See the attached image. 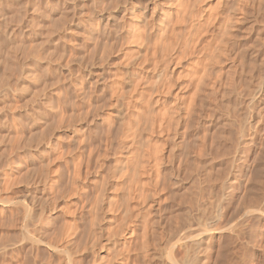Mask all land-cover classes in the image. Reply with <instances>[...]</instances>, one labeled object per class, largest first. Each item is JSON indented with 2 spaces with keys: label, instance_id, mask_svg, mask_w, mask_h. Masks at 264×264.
Wrapping results in <instances>:
<instances>
[{
  "label": "bare ground",
  "instance_id": "bare-ground-1",
  "mask_svg": "<svg viewBox=\"0 0 264 264\" xmlns=\"http://www.w3.org/2000/svg\"><path fill=\"white\" fill-rule=\"evenodd\" d=\"M21 1L0 0V125L20 120L10 96L22 93L25 101L16 107L21 134L12 125L0 131V264H216L228 244L247 252L254 225L264 253L263 165L261 187L246 195L252 163L264 156L262 29L249 39L253 52L246 47L264 0H165L164 7L150 0L152 9L129 0L116 11L120 0H110L100 15L90 12L85 28L60 0H29V8ZM63 1L74 9L76 0ZM109 26L121 41L110 39ZM100 33L107 38L93 60L109 69L94 78L88 51ZM74 43L88 53L83 86L71 79ZM122 56L127 63L117 61ZM257 68L262 75L252 87ZM81 91L95 117L75 124L68 92L75 100ZM102 94L112 96V107L100 114ZM236 107L239 118L231 114ZM92 132L106 133V149L119 137L116 163L109 176L97 168L96 192L79 211L90 169L78 155L71 192L79 191L59 208L67 199V169H60L67 144L91 142ZM220 166L228 168L224 177Z\"/></svg>",
  "mask_w": 264,
  "mask_h": 264
},
{
  "label": "rangeland",
  "instance_id": "rangeland-1",
  "mask_svg": "<svg viewBox=\"0 0 264 264\" xmlns=\"http://www.w3.org/2000/svg\"><path fill=\"white\" fill-rule=\"evenodd\" d=\"M28 1L29 0H22L21 2L23 3V5H26L25 7L26 8H29L30 7V1H29V3H28ZM63 3H62V2ZM103 0H76L75 1V3L73 4V6H74V9H73V7H72V4H71V8H70V6H69V4H67L66 3V5L64 4L65 3V1H63V0H60L59 1V3L57 4V6L58 7H60V9H67V13H71L70 15L72 16L73 14H76V16H77V18H76V16H75V19L76 20H78V19H80V20H78L77 22H79L80 21V23H81V28H85V27H87V26H89V24H90V22L89 21H86V19L90 16V14L92 13V11H95V12H97V14L98 15H100V13H101V8H110L111 7V4L114 2V1H112V3L110 2V0H104L103 2H102ZM119 0H117V2H118ZM140 5H142V6H144L146 3H148V6H149V8L150 9H152L153 8V2L152 1H150V0H136ZM140 1V2H139ZM155 1H159V2H161V0H155ZM163 1V0H162ZM77 2V3H76ZM116 2V0H115V3H117ZM130 1L129 0H120L118 3H117V5H115V7H114V3H113V7H111L114 11H116L117 9L119 10V8L120 7H122L124 4H127V3H129ZM78 3H79V5H78ZM122 4V6L120 5V4ZM164 3H165V5H164ZM78 5L77 7L75 6V5ZM60 5V6H59ZM64 6L66 7V8H64ZM67 6H69V7H67ZM110 6V7H109ZM160 6H162V7H164V6H166V2H165V0H164V2H162V4L160 5ZM24 7V6H23ZM80 7H81V9H80ZM152 7V8H151ZM162 7H158L157 8V11H156V14H155V18L156 19H158L159 17H158V15L160 16V14H161V12H162V10H161V8ZM148 8V9H149ZM73 9V10H72ZM100 9V10H99ZM111 9V10H112ZM106 10V9H105ZM75 13H74V12ZM80 11H82V13H83V11H84V15L82 14V15H79V12ZM161 11V12H160ZM73 12V13H72ZM91 12V13H90ZM68 15V14H67ZM260 16H262L261 14L259 15V17H258V20H262V18H263V16L262 17H260ZM80 17V18H79ZM107 17H108V14H106V21H107ZM82 19H84V20H82ZM111 20H113V18L111 19ZM251 21H254L253 20V18H251L250 19ZM263 20H264V18H263ZM262 20V21H263ZM262 21H260V25L258 26V24H257V26H255L256 28H252L250 31H248V29H247V31H248V42H246V47H248V49H249V51H252V45H250L251 43H252V41H253V38H255V34L257 33V31L256 30H263V32H264V21L262 22ZM13 23V22H12ZM112 24V23H111ZM113 25V24H112ZM111 26V25H110ZM109 26V30L111 31L110 33L111 34H113V35H111L110 34V39H112V41L114 40V42H119V40H120V38H117L118 40H115L116 39V34L115 33H117L115 30H111V29H113V28H111ZM113 27V26H112ZM83 31V30H82ZM113 31L115 32V33H113ZM103 33V32H102ZM102 33H100L99 35H97V39H96V41H94V42H96L95 44L97 45V48L94 46L95 44H93L92 42L93 41H91V43H90V47H89V55H88V53H86V55H88V57H92V58H88L89 60H90V62H88V63H91L92 61H93V65L94 66H91V64L90 65H88V64H86L87 63V60H86V58L84 57V56H86L84 53V55H81V47H79V46H81V45H78V47H77V43L78 44H80V42H81V37L80 36H78V38H76V40H75V42H77V43H74V50L73 49H71V50H68L67 52L69 53V54H71L72 55V53H71V51L72 52H74L73 54H75V56H73V57H71L70 56V58L72 59L73 58V61H72V64H74V72H75V75H72L71 76V79L73 80V78H74V82H77L78 83V85L79 86H83L84 84H85V79L83 80V77H84V75H83V67L84 66H90V68L91 69H93L92 70V75H93V77L94 78H97L98 76H97V74L98 75H100V73H103V71H105L106 70V68H107V64L105 63V62H102L101 60H98V59H96V60H93V55H94V53H95V51H97V50H95V49H98V47H100L101 48V44H103V42L106 40V38L107 37H105V35L103 34L102 35ZM101 35V36H100ZM113 36V37H112ZM114 36H116V37H114ZM40 36H38V37H36V38H34V39H36L37 40V42H39L40 41V46H38L39 47V49H41L40 47H41V45H43V43H41L42 42V38L40 39L39 38ZM73 38H75V36H73ZM251 38H252V40H251ZM109 39V40H110ZM249 39L251 40L250 42H249ZM35 40V41H36ZM78 40V41H77ZM97 40H99V41H97ZM121 41V40H120ZM100 43V44H99ZM247 43H248V45H247ZM250 43V44H249ZM63 45V43H59L58 44V51H57V53L59 52V50H61L62 48H64V47H60V46H62ZM251 46V47H250ZM43 47V46H42ZM38 49V48H37ZM38 49V50H39ZM81 49V50H80ZM251 49V50H250ZM99 50V49H98ZM61 51H64V49L63 50H61ZM59 52V54L60 53H63V52ZM253 52V51H252ZM67 53V55H69ZM253 54H255L256 55V53L254 52ZM254 55V56H255ZM69 57V56H68ZM83 57V58H82ZM85 58V59H84ZM75 59V60H74ZM81 59H83L82 61H83V64H81L80 62H81ZM85 60V61H84ZM88 60V61H89ZM123 61V62H125V63H127L128 62V60H126V58L124 57V56H122L119 60H117V61ZM80 64H79V63ZM85 62V63H84ZM103 64H102V63ZM76 63H78L79 64V66H80V68L78 67V64H76ZM76 64V65H75ZM105 64V68H104V66H102V65H104ZM81 66H82V68H81ZM102 67V68H101ZM105 69V70H104ZM107 69H109V68H107ZM100 70H101V72H100ZM254 75L252 76L253 78H251L250 79V81L251 82H253V83H250V85H254V83L256 82V80L258 79V78H260L261 76L260 75H262V74H260V71H259V69L257 68V69H255V71H254V73H253ZM95 75H96V77H95ZM76 78V79H75ZM253 85H252V87H253ZM251 87V88H252ZM244 90V89H243ZM63 92H65V94H66V91L64 90ZM250 90H249V88H246V90H244V91H242V93H243V95H244V99L246 100V99H248L249 98V96H250ZM69 93H70V95H69ZM98 93V92H97ZM101 93H103V92H101ZM23 94L22 93H18L17 94V92H16V94H13V96H10L11 98L10 99H12V97H13V101L11 102V106H12V103L13 102H15V101H17V102H15L16 104H17V106H18V104H19V107L18 108H21V107H23V104H24V97L22 96ZM68 95H69V97L71 96L73 99H74V94L72 95L71 94V92H68ZM82 95H84L83 94V92L81 91L80 92V94H78V96L77 97H75V100H73L72 98V102L74 101V103H75V106H73L74 104H72L71 105V108H73V110H75L74 111V115H73V122L75 123V124H79V123H81L80 121H82V120H84L85 119V117H86V119L87 120H89V122L90 121H92L93 119H94V117H95V115L93 114L92 115V113H95L94 111H92L91 109H89L88 108V98H89V96L88 97H82ZM94 97H96L95 95H101L100 93H98V94H92ZM106 97H104L103 96V94H102V97H103V100L102 101H98L97 100V102H96V104H100V103H102V104H100L98 107H99V113L101 112H105L106 110H108L109 108H111L112 106L107 102V100L109 99V98H111L112 96L111 95H109V94H106L105 95ZM15 97V98H14ZM17 99V100H16ZM23 102V104H20V103H22ZM87 102V103H86ZM99 102V103H98ZM13 104V105H16V104ZM106 104V105H105ZM1 105H3V104H0V106ZM101 105H102V107H101ZM110 107H109V106ZM16 106V107H17ZM106 106H108V107H106ZM14 107V106H13ZM11 107V108H9V109H11V111L14 113V114H16L17 115V113H18V116H23L22 115V111H21V109H16V107ZM239 107V106H238ZM88 110H90V112H91V114L90 113H86L85 111H88ZM103 108V109H102ZM12 109H14V111L12 110ZM238 110H239V108L237 109V107H236V110L234 109V110H232L231 111V114H232V116H234L235 118H239L240 117V113L238 112ZM236 111H237V113H236ZM20 112V113H19ZM100 113V114H101ZM236 113V114H235ZM21 114V115H20ZM87 114V115H86ZM92 116V117H91ZM237 116V117H236ZM20 117V120L19 121H17L16 123H15V121H9L7 124H1L0 125V131L1 132H4L6 129L7 130H12V133H15L14 132V130L15 129H19V130H16V131H19V133L21 134V132H22V130H23V128H24V126H23V119ZM84 117V118H83ZM88 117V118H87ZM83 118V119H82ZM94 121V120H93ZM12 122H13V124H12ZM19 122H22L20 125H19ZM10 123V124H9ZM18 123V124H17ZM19 125V126H16V125ZM14 127V128H10V127H12V126ZM23 127H22V126ZM4 126H6V127H4ZM4 127V128H3ZM17 127V128H16ZM20 127V128H19ZM22 128V129H21ZM3 129V130H2ZM21 129V130H20ZM21 131V132H20ZM94 132L96 131L97 133H100L101 134V132H103V131H101V129L100 130H97V129H94L93 130ZM101 131V132H100ZM11 133V134H12ZM93 133V132H92ZM105 133V132H104ZM104 133H102V135L100 136L99 134H92V137H91V139L93 140H91L90 138V140H91V142H89L88 140L87 141H85V143H83V144H81V143H79V141L76 139V138H73L70 142V144L68 145L67 144V147H66V151H65V161L67 162L66 164H65V161L63 162L64 164H61V166H60V169H61V167H62V169L64 168V170H66V179H65V181L66 182H64V184H66V190H68V191H66V194H67V199L66 200H64V199H59L58 201H60V202H57V204H58V206H59V208H60V206L61 207H64L65 205H66V201L69 199V201H70V199H71V201L70 202H74L75 201V197H76V195H72V193H78V191H79V189H77L76 191H74V192H71V191H73L74 190V186H73V170H74V167L77 165V163H78V158H77V156L78 155H82L81 156V158H83L82 160L84 161V163L86 164V166L87 165H89V172L91 173H88L89 175H87L86 176V178H84V179H86L85 180V182H84V179H82L81 181H82V183L84 184V183H86L85 185H86V187L84 188V190L83 191H85L84 193H85V196H83V198L84 199H82V201H81V203H79V205L81 204V206L79 207V205H77L76 207H77V209H79V211L81 210V207L83 208L82 210H86L85 209V207H86V205H87V203H89L90 202V198H92L93 196H94V194H95V192H96V188H95V186H94V181H92V180H94V178L93 177H95V174H96V172L99 170V169H97V168H101V169H103L104 168V170L103 171H105V175H107V176H109V170L112 168V167H114V165H115V163H116V154L118 153V148H119V137H118V139H117V137H116V135L115 136H111V137H113V138H110L111 140V142L109 141V143H111V145H109V148H107L106 149V144H105V140L107 139V136L104 134ZM104 134V135H103ZM14 135V134H13ZM97 135H99L101 138H97V137H99V136H97ZM103 137V138H102ZM104 137L106 138L105 140H104ZM96 138V139H95ZM101 139V140H100ZM99 140V141H98ZM54 141V140H53ZM104 141V142H103ZM57 142V141H56ZM93 142V143H92ZM87 143V144H86ZM93 145H92V144ZM87 145H89V147L90 146H92V147H94V148H89ZM81 146H84L85 148H86V146H87V148L86 149H84V151L86 150H88L89 151V149H90V151L92 150V154H89V152L87 153H81L82 151H83V149H81L82 147ZM81 149V150H80ZM83 151V152H84ZM233 151H234V147H232L231 146V148H230V150H229V153L227 154V157H230L232 154H233ZM103 152V153H102ZM105 152V153H104ZM107 152H109V153H107ZM106 154V155H105ZM91 155V156H90ZM108 155V156H107ZM226 156V155H225ZM103 157V158H102ZM261 158V157H260ZM101 160H103V161H101ZM262 160H263V162H262ZM262 160H259L258 159V161L257 162H253L252 163V176H250L251 177V179H249L250 181H248V190L246 191V195H249L248 197H250L251 196V192L253 191L254 192V190L256 189H259L260 187H261V184H260V182H261V180H262V177H261V172L263 171V167H262V165L264 166V156H262ZM259 162V163H258ZM102 163V164H101ZM63 165V166H62ZM101 166V167H100ZM221 167V169H222V172L220 171V174H221V176L222 177H224V176H226L227 174H228V168L226 167V166H220ZM225 167V168H224ZM54 168V166L52 167V169ZM55 168H56V166H55ZM260 168H262V169H260ZM51 169V170H52ZM220 169V170H221ZM97 170V171H96ZM110 172H111V170H110ZM241 173V172H240ZM223 174V175H222ZM84 175H86V174H84ZM262 175H263V173H262ZM92 179V180H91ZM81 185L82 187L84 186V185ZM260 184V185H259ZM256 185H258L257 187L258 188H256ZM80 188V187H79ZM73 189V190H72ZM80 191H81V189H80ZM69 192L71 193L70 195H68L69 194ZM247 192H248V194H247ZM72 195V197H69L68 198V196H71ZM244 195H242V197H243ZM242 197H240V201H242L243 199H242ZM245 197V196H244ZM242 203V202H241ZM240 203V204H241ZM72 204V203H71ZM238 205V208H240V209H242L241 208V206L243 207V205ZM243 204V203H242ZM238 211H240L239 213H238V215L241 213V210H237V212ZM57 216H60V215H56V218L54 219V224H55V226H54V228L56 227V229H55V231H56V235H58L59 237H60V235H62V233H64V220H63V216H60V217H57ZM63 222V223H62ZM59 223L61 224V225H59ZM58 225V226H57ZM256 226V227H255ZM253 227H255L254 229H253ZM251 229L253 230L251 233H250V235H249V232H248V237L250 238V240L253 238L254 239V241L253 240H251V242L253 243H251V244H249L248 245V247L246 248V250H247V252L245 251V249H243L242 248V250H241V248H239V247H234L233 245V248L231 247V246H229V244H228V246L226 245V249L225 250H227V251H225V254L224 255H227V256H223V258H219V260L216 262V264H262L260 261H262L263 262V264H264V256H263V251H262V249H260L259 248V245H260V243L258 244V242H259V240H258V235H257V233L259 232V229H260V227L258 228L257 227V225H254ZM60 228V229H59ZM251 229H248V231H251ZM61 230V231H60ZM254 230H256L255 232H254ZM60 232V233H59ZM253 233V234H252ZM255 233V234H254ZM257 237V238H255V237ZM255 239H256V241H255ZM256 243H257V245H256ZM251 245V246H250ZM253 245H255V246H253ZM249 246H250V248H249ZM229 247H230V250H228L229 249ZM235 248V249H234ZM239 248V249H238ZM231 249H233V250H231ZM239 250V251H238ZM244 250V251H243ZM243 252H245V253H243ZM227 253V254H226ZM243 253V254H242ZM242 254V255H241ZM244 254H246L245 256H244ZM180 255H183V253L182 254H179V256ZM247 256V257H246ZM226 257V258H225ZM242 257H244V259H242ZM222 260V262H221V260ZM226 259V260H225ZM241 259H242V261H241ZM246 259V260H245ZM260 260V261H259ZM245 261V262H244Z\"/></svg>",
  "mask_w": 264,
  "mask_h": 264
}]
</instances>
